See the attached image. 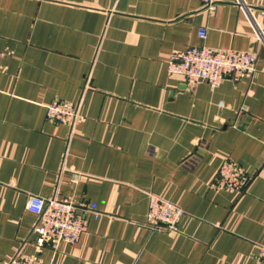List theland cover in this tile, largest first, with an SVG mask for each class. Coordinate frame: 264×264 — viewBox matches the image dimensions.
<instances>
[{"label":"crops","instance_id":"obj_1","mask_svg":"<svg viewBox=\"0 0 264 264\" xmlns=\"http://www.w3.org/2000/svg\"><path fill=\"white\" fill-rule=\"evenodd\" d=\"M199 43L254 51L253 76L168 74ZM0 51V264L35 252L31 194L84 214L42 264H264V0H0ZM54 100L80 119H47ZM225 160L246 188L213 185ZM150 192L181 207L177 232L145 223Z\"/></svg>","mask_w":264,"mask_h":264},{"label":"built area","instance_id":"obj_2","mask_svg":"<svg viewBox=\"0 0 264 264\" xmlns=\"http://www.w3.org/2000/svg\"><path fill=\"white\" fill-rule=\"evenodd\" d=\"M219 1L224 0H202L205 5ZM234 1L242 4V0ZM198 36L202 40L206 37L205 28L199 29ZM2 55L3 52L0 51V56ZM256 59L257 54L252 50L216 48L199 43L171 52L167 57L166 67L168 74L183 77L188 86L203 80L211 87H216L226 78L239 80L252 77ZM44 107L45 117L56 122L73 125L81 117L78 102L54 100ZM261 168L264 170V163ZM250 181L251 177L241 165L225 160L219 166L216 183L213 185L237 191L246 188ZM26 208L37 215L31 230L35 234V252L25 253L17 249L5 264H42L39 251L45 245L56 248L61 242L73 243L83 232L84 214L78 212V205L72 199L31 194L27 198ZM182 215L180 206L153 192L149 193L145 223L150 229L177 232ZM255 258L264 263V244L259 245Z\"/></svg>","mask_w":264,"mask_h":264},{"label":"water","instance_id":"obj_3","mask_svg":"<svg viewBox=\"0 0 264 264\" xmlns=\"http://www.w3.org/2000/svg\"><path fill=\"white\" fill-rule=\"evenodd\" d=\"M201 152H198V154H200Z\"/></svg>","mask_w":264,"mask_h":264}]
</instances>
